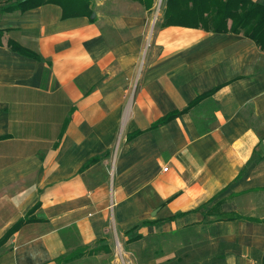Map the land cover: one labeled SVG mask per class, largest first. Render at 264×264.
Here are the masks:
<instances>
[{
	"label": "crops",
	"instance_id": "0c3cea01",
	"mask_svg": "<svg viewBox=\"0 0 264 264\" xmlns=\"http://www.w3.org/2000/svg\"><path fill=\"white\" fill-rule=\"evenodd\" d=\"M59 1L0 0V264L111 253L108 216L168 262L264 264V51L165 0Z\"/></svg>",
	"mask_w": 264,
	"mask_h": 264
},
{
	"label": "trees",
	"instance_id": "16d2710c",
	"mask_svg": "<svg viewBox=\"0 0 264 264\" xmlns=\"http://www.w3.org/2000/svg\"><path fill=\"white\" fill-rule=\"evenodd\" d=\"M44 2L59 3L60 1L22 0L19 5L28 7ZM62 8V12L66 11L64 7ZM70 14L67 12L66 15ZM167 25H184L212 32L241 34L252 40L264 51V4L253 0H165L161 26ZM10 47L21 50L16 44H10ZM175 114H170L166 119ZM162 121L165 120L160 122ZM172 218L173 216H170L167 220ZM30 220L31 218L26 216L25 219H20L18 224ZM77 254L68 256L66 260L75 257Z\"/></svg>",
	"mask_w": 264,
	"mask_h": 264
},
{
	"label": "rangeland",
	"instance_id": "374dc122",
	"mask_svg": "<svg viewBox=\"0 0 264 264\" xmlns=\"http://www.w3.org/2000/svg\"><path fill=\"white\" fill-rule=\"evenodd\" d=\"M11 1V0H7ZM163 3H160V8ZM108 232L112 235L115 234L114 240L111 242L113 251L108 254H99L97 256H85L83 259L78 261L79 264H148L151 259L163 260L159 264H208V258L211 255V252L208 251V246L206 243L207 240L203 241L198 248L192 249L182 248V249H172L174 254L173 261L168 262L164 260V257L167 254H163L162 250V238L158 237H144L143 240L136 242L133 245H123L121 239H119V234L116 230L113 218H107ZM118 237V238H117ZM212 255L216 253L217 249L210 246ZM197 250L204 251L202 254H199ZM187 251L188 253L184 255L183 253ZM183 255V260H175L176 256ZM169 259V258H168Z\"/></svg>",
	"mask_w": 264,
	"mask_h": 264
},
{
	"label": "built area",
	"instance_id": "2783aa9c",
	"mask_svg": "<svg viewBox=\"0 0 264 264\" xmlns=\"http://www.w3.org/2000/svg\"><path fill=\"white\" fill-rule=\"evenodd\" d=\"M164 169H166V168H164Z\"/></svg>",
	"mask_w": 264,
	"mask_h": 264
}]
</instances>
